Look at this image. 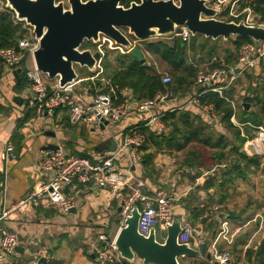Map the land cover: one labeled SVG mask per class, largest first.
Here are the masks:
<instances>
[{
    "label": "built area",
    "instance_id": "obj_1",
    "mask_svg": "<svg viewBox=\"0 0 264 264\" xmlns=\"http://www.w3.org/2000/svg\"><path fill=\"white\" fill-rule=\"evenodd\" d=\"M173 1L178 3V0ZM251 3L252 0H207L206 6L216 10L218 18L234 22L243 21L246 25L264 27V18L254 13ZM0 10L10 11L14 22L19 24L22 30L21 37L15 45L0 48V60L3 63V73L5 74L20 69L27 82V107L32 109L37 116H42L45 113L52 116L55 110L66 108L71 124L82 125L86 130L98 135L108 132L109 137L115 141L113 150L93 152L85 156H78L72 153L65 144L57 142L58 149L46 152L36 164L37 171L47 177L34 186L25 196L3 208L0 211V223L10 208L26 203L36 204L39 201H46L60 213L67 214L78 205V190L81 187L86 190L95 188L110 191L117 206L122 208L121 211H118L119 220L116 235L124 225V219L130 210L137 205L140 211L139 233L146 236L152 228L156 230L157 226H161L165 231V223L170 222L174 217H178L181 225L178 241L188 243L194 249H199L200 244L205 241L206 234L204 231H199L198 228L195 229L188 214L174 211L173 202L177 199L176 194L161 190L158 187H150L134 173L136 168L141 167L139 148L147 140L146 132L142 129L146 127L154 133H166L170 130V127L161 119L164 113L160 111L159 105L171 95L167 87L172 81L171 76L169 74L161 76L164 90L157 92L152 99H135L132 89L123 87L119 89L121 99L116 101L114 89L118 90L117 85L112 87L109 84V79L102 77L101 60L104 55L102 46L106 44L109 49H115L121 53L127 52V49L116 45L106 36L100 35L98 42L94 43L97 44L96 50L101 53V58L95 65V75L82 79L78 78L73 82L60 85L59 75L50 77L35 65L33 54L39 47V38L35 35L34 27L25 19H19L9 5ZM172 36L188 41L193 35L186 26L182 25L180 32H174ZM131 42L138 44V40L135 39H131ZM263 58L264 41H259L258 44L253 41L243 43L237 50V61L234 66H228L222 58L217 60L214 57L213 61L216 60L220 64L207 70H198L194 86H200V88H204V91L218 92L222 96V90L229 88L236 79L235 67H238L241 73L258 66ZM96 78L100 80L101 84L92 90L89 86L83 88L80 86L82 80L90 81ZM106 85L109 86V90H105ZM244 94V90L240 91V95L244 96ZM199 96L200 93L194 91L183 106L174 109L187 108L203 122L218 123L219 125L220 114L212 104L201 102ZM233 98H226L233 108L229 120L239 129L240 136L245 138L242 148L245 149L248 156H264V126L255 127V134L248 137L245 126L252 125L248 122H239ZM136 112L147 115L145 123L131 126L116 134L109 132L110 124L118 123L131 113ZM105 122L107 123L105 124ZM219 130L225 133L223 128L219 127ZM0 144V157L4 162L3 175L0 179L1 196L5 191L7 166L11 160L16 159V152L10 139L0 140ZM225 165L226 163H222L220 166ZM208 173V171H204L201 176ZM65 188L67 191L64 190ZM218 209V205L208 206L198 216V223H202L204 220L208 222L215 218L219 221V225L207 245L206 254L208 257L205 255L193 259L188 258L191 264H200V262L203 264H234L231 252L220 248L219 243L230 244L240 227H236L229 234L230 222L218 217ZM116 235L110 237L104 231L98 233L94 252L99 263L111 264L120 261L121 256L115 245ZM164 238L165 235L162 236V240L158 239L156 231V239L159 242H162ZM259 243L260 240L254 244L253 249H256ZM19 244V236L15 231L0 227V264H12L11 258L16 254L15 248ZM35 254V259L30 264H40L39 258L41 257L49 258V254L43 246H38Z\"/></svg>",
    "mask_w": 264,
    "mask_h": 264
},
{
    "label": "crops",
    "instance_id": "obj_2",
    "mask_svg": "<svg viewBox=\"0 0 264 264\" xmlns=\"http://www.w3.org/2000/svg\"><path fill=\"white\" fill-rule=\"evenodd\" d=\"M141 53L143 57L148 55L153 58V55L145 50H141ZM221 58L224 60L223 57ZM102 77L104 76L102 75ZM22 79V74L16 78L13 72L3 73V63L0 60V140L10 139L16 152V159L11 160L7 166L5 191L0 196V211L25 196L47 177L36 169L39 159L46 152L51 151L45 149L47 144L65 142L63 144L70 151L85 152L86 155H90L93 152L110 150V140H112L108 132L96 135V133L87 130L89 134L83 136L84 127L69 122L66 108L55 110L52 116L46 113L37 116L34 113L33 117L21 122L26 109H30L27 107V85L25 82L22 83ZM80 86L83 88L89 84L82 80ZM198 88L200 86L193 85L190 92L193 93ZM188 96L189 93L169 96L165 102L160 103L159 109L164 113L166 110L183 106ZM146 118V114L131 113L124 120L109 127V132L113 134L123 132L131 126L145 123ZM20 122L21 124H19ZM211 124L216 131L221 132L219 127L225 131L221 123L219 125L218 123ZM47 131L54 132L55 136L47 135ZM180 153L182 152L169 154L159 151L154 158L157 173L152 180L144 181L150 187H158L161 190L175 193L177 199L173 202L174 211L191 215V218L197 223L198 230L205 232L204 242L208 245L213 237V225L198 223L189 204L191 207H195L191 203L195 187L198 190L197 195L200 197L203 193L207 194L213 189L204 190L200 187L201 177H203L201 175L189 178L188 174H184L185 172L180 174L179 170L175 171L176 162L174 160ZM188 168V171L192 170L190 167ZM3 170L4 162L0 157V179ZM134 173L138 177L142 173V166L136 168ZM141 179L143 180L142 177ZM78 192L79 203L75 207V211L70 210L67 214L60 213L46 201H39L36 204L26 203L8 210L0 227L15 231L19 236V246L23 248L22 252L16 251V254L12 256V264H30L35 259V251L38 246H43L49 254V258H44V262L39 260L40 264H101L96 260L94 252L97 235L114 223V218L118 215V207L112 204L114 198L108 190L95 188L86 190L81 187ZM115 219L117 220V217ZM235 239L234 236L230 244L234 245L237 241ZM220 243V247L227 244L226 242ZM232 249H234L233 246ZM229 251L231 252V249ZM129 264L143 263L136 256L132 261H129Z\"/></svg>",
    "mask_w": 264,
    "mask_h": 264
},
{
    "label": "water",
    "instance_id": "obj_3",
    "mask_svg": "<svg viewBox=\"0 0 264 264\" xmlns=\"http://www.w3.org/2000/svg\"><path fill=\"white\" fill-rule=\"evenodd\" d=\"M19 19H25L34 27L39 38V47L34 52L36 67L50 77L59 75L60 85L78 79L74 65L95 70L96 62L101 58L100 51L81 48L85 41L98 42L100 35L111 39L116 45L124 47L134 58L141 60L143 55L138 44L131 39L148 40L157 36H171L180 32L184 25L191 34L212 39L240 36L250 38L255 44L264 41V27L246 25L243 21L234 22L217 18L218 12L206 6L207 0H139L131 1L125 7L121 0H67L64 8L62 0H6ZM144 65H148L144 62ZM234 73H240L238 67ZM19 78L21 71H13ZM242 108L249 110V103H242ZM107 122H105L106 124ZM102 128V127H101ZM55 136L54 132H46ZM57 143H49L45 149L56 150ZM115 148V141L110 140L109 149ZM241 154L247 155L244 148ZM134 169V167H132ZM67 191V188L64 189ZM118 211H121L119 206ZM71 211H75L72 208ZM223 218V214H218ZM140 211L133 206L124 219V225L115 238L116 250L121 258L132 261L136 256L143 264H180L179 257L198 258L207 256V243L200 244L199 249L188 243H180V219L172 218L165 223V238L156 239V230L152 228L148 235L138 231ZM16 251H23L21 246ZM44 262V258L39 259ZM199 264V263H196Z\"/></svg>",
    "mask_w": 264,
    "mask_h": 264
},
{
    "label": "trees",
    "instance_id": "obj_4",
    "mask_svg": "<svg viewBox=\"0 0 264 264\" xmlns=\"http://www.w3.org/2000/svg\"><path fill=\"white\" fill-rule=\"evenodd\" d=\"M5 1V0H4ZM131 1L138 0H121V4L127 7ZM254 13L264 18V0H252L251 3ZM230 21V20H226ZM22 30L19 24L15 23L10 11L0 10V48L10 47L17 43L21 37ZM199 38L201 40H199ZM222 38L212 39L199 34L191 36L188 41L180 37L169 36V40H142L138 41L140 50H145L159 59L167 66L168 73L171 75L172 81L167 85L170 90V96L185 95L190 92V89L195 83L198 65L204 61L202 56L204 50L207 49L205 55L213 54L217 43ZM230 47L223 48L224 62L228 66H234L237 61L235 51L238 50L241 44L252 42L250 38L234 36L226 40ZM89 44L84 42L81 48H85ZM113 51L106 50L102 57V75L109 79L110 85H117L118 90L114 89L116 101L121 99L119 89L129 87L132 89L135 99H152L157 92L164 90V85L161 82L162 74L157 72L154 66L148 64L145 58L138 60L129 53H121L116 51L113 58L110 54ZM190 54V55H189ZM197 55V57H196ZM215 57V56H214ZM213 57V58H214ZM219 60L221 57H215ZM212 59V58H211ZM209 59V60H211ZM262 60L260 61V63ZM259 63V64H260ZM220 63L213 61L210 68H213ZM83 68V67H82ZM95 73L88 72L86 77H92ZM237 74L233 84L222 90V96L218 92L211 90L204 91V88H198L200 93L199 99L203 103L212 104L214 109L220 114V123L225 131H229L232 135L230 138L226 133L218 132L212 124L203 122L197 115L187 108L166 110L162 116V121L170 127L168 132L154 133L144 127L142 131L146 132L147 140L139 148L141 152L142 173L138 177L149 181L154 178L157 171L154 164V158L159 151H165L169 154L175 152H184V164L191 169L204 167V160H212L215 164L214 171L201 177V188L204 190L222 188L225 184L231 183L234 177H244L246 169H258L261 165V157L248 156L241 154L240 150L243 147L245 138L239 134V129L235 127L229 120L233 108L229 101L233 98L235 82L240 77ZM79 77V78H84ZM239 81V80H238ZM27 85L23 77L22 83ZM90 89L101 84L99 79L86 81ZM221 84V83H218ZM21 86V83H20ZM252 87V86H251ZM105 90H109V86H105ZM242 103H253V108L245 110L240 107L237 114L239 122L250 123L252 126H245V131L248 137H252L257 126H264V79L263 82L255 84L250 89L244 90ZM190 96V95H189ZM188 96V98H189ZM226 97V98H225ZM187 98V100H188ZM34 116L32 109H26L21 122ZM21 122L19 124H21ZM203 147L209 152L202 150ZM78 156H85V152L75 153ZM226 160H233L234 163L223 166L225 172L216 174L215 172L225 163ZM218 168V169H217ZM264 169V167H263ZM201 173L194 177L200 176ZM193 177V178H194ZM112 204L116 207V201L113 199ZM193 216L198 219L202 213V209H192ZM245 256L248 261L253 257L255 264H264V237L260 240L256 249L253 247L245 251ZM111 264H129L123 258L118 262ZM200 264H203L200 262Z\"/></svg>",
    "mask_w": 264,
    "mask_h": 264
},
{
    "label": "rangeland",
    "instance_id": "obj_5",
    "mask_svg": "<svg viewBox=\"0 0 264 264\" xmlns=\"http://www.w3.org/2000/svg\"><path fill=\"white\" fill-rule=\"evenodd\" d=\"M5 1L0 0V9H3L5 8L6 5H8L7 2L5 3ZM62 3L64 8L69 7L67 0H62ZM158 39L169 40V36H157V37L149 38L148 40H158ZM199 40L201 39L199 38ZM85 42L89 43L85 48H89L91 50L97 49V44H94L91 41H85ZM226 46L230 47V45H228V42L226 40L222 39L221 41H219L217 43L215 51L212 52L213 54H210L212 59L209 58L210 57L209 55L207 54L205 55V52L207 51V49H205L202 55L204 57V61H202L198 65V70L209 69L210 65L213 62L214 56L224 58L225 55L223 52V48ZM102 47L104 54L106 50L113 51V53L110 54V58H113L114 54H116V51H118L115 49L114 50L109 49L106 44L103 45ZM236 56H237V50L235 51V58ZM144 58L147 63H150V65L154 66V68L157 71H159L162 75L169 74L167 70V66L159 59H157L155 56H153L152 58L149 57L148 55H145ZM74 68L77 72L78 78L83 76H85L84 78H87L86 76L88 75V72H91L86 67L81 68L77 64L74 65ZM92 73L94 72L92 71ZM263 79H264V58L262 59V62L255 68L241 72L240 77H238V79L235 82V88L233 93V97H234L233 100L235 102L237 114L240 111V107L242 108L241 104H242L243 96L240 95V91L243 90L246 91L247 89L251 90V88L255 86V84H259V82H263ZM189 95H191V92H189ZM249 106L250 108L251 107L253 108V103L252 104L249 103ZM112 125L113 124H110L109 127H111ZM225 133L230 138L232 137L229 131L228 132L226 131ZM88 134H89L88 131L85 129L83 136H87ZM199 148H202V150H204V154L205 152L206 154L207 152H209L203 147H199ZM71 152H73V150H71ZM259 157H261V165L258 169L255 168L246 169L244 177H234L231 183L225 184L220 189L215 188L209 191L207 194L203 193L200 197L197 195L198 190L195 187L194 193L191 196V200H192L191 203L192 205H195V207H191V205L189 204L190 208L192 209L198 208V209H202V211L204 208L208 206L218 205L219 213L223 214L224 215L223 218L230 222L229 234L231 231L236 229V227H240L239 231L235 235L236 237L235 240H237L235 241L236 243L234 245L225 244L224 247H220L223 249H229V250L231 249V254L234 264H255L253 257L250 259V261L246 259L245 251L248 248L253 247L258 240H261L264 237V169H263L264 156H259ZM184 158H185L184 152L176 156V160H174V162H176L175 171L179 170L180 174L185 172L184 174L185 175L188 174L189 178L196 176L198 172L202 173L204 171H208L210 173L214 171L215 164L212 160H204V167L198 169V171L196 170V168L192 169L191 171H188L189 170L188 166H186L183 162ZM225 163L232 164L234 162L233 160H226ZM186 172H191V173H186ZM223 172H225V169L223 167H220L215 173L222 174ZM116 217L117 220L115 219ZM116 217L114 218V223L110 227L104 230V232L109 234L110 237L115 236L117 232L119 215H117ZM189 217L191 223L195 226V229H197L198 227L196 226L197 224L196 221L193 218H191V215ZM202 223L205 225H207L208 223L212 224L213 225L212 230L214 232L213 235L216 233L217 227L219 225V221H217V219L212 218L208 222L204 220L202 221ZM156 231H157L158 239L162 240V236L165 235L164 229L161 226H157ZM232 246L234 249H232ZM179 263L191 264L189 259L186 257H179Z\"/></svg>",
    "mask_w": 264,
    "mask_h": 264
}]
</instances>
